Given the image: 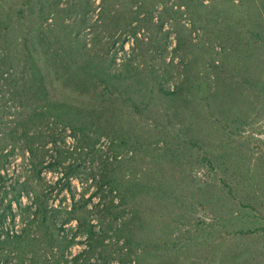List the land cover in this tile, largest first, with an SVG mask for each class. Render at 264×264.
Segmentation results:
<instances>
[{
	"label": "rangeland",
	"instance_id": "obj_1",
	"mask_svg": "<svg viewBox=\"0 0 264 264\" xmlns=\"http://www.w3.org/2000/svg\"><path fill=\"white\" fill-rule=\"evenodd\" d=\"M28 29L32 39L37 38L35 31L51 39L58 35L56 47L71 59L92 57L112 72H142L147 85L137 93V100L149 101L150 112L136 115L117 104L106 115L112 114L118 130H132L137 139L151 141L150 150L157 152L164 144L155 123H165L168 113L173 123L187 126L202 148H211L212 156L225 157L224 164L219 161L211 167L200 161L199 148L185 145L177 171L167 176L181 186L185 215L193 213L185 207L188 200L193 202L194 220L205 227L207 237H199L188 249L182 246L185 239L171 241L177 246L167 257L158 249L162 243L154 242L147 264H264V0H0V47L4 36L11 43H21ZM10 49L16 55L20 50ZM181 79L178 98L150 91L158 85L172 91ZM99 130L82 145L68 130L59 132L56 140L63 163L48 164L51 152L46 153L39 173L31 168L27 154L23 157L16 149L1 159L0 215L18 192L22 206L28 205L33 192H46L48 204L62 210H69L73 196L74 200L83 194L84 199L90 198L95 187L89 177L116 155L104 130ZM4 148L3 154L9 150ZM145 154L135 150V182L145 181ZM71 165L77 167L73 176L67 169ZM153 171L157 176L155 166ZM147 197L143 194L138 199ZM97 201V197L91 199V203ZM11 206L15 223L7 218L2 227L15 232L28 210H18L14 201ZM169 207L178 212L174 205ZM85 217L97 224L95 213ZM70 225L76 221L65 227ZM41 235L39 231L38 240L27 236L13 247L0 245V264H31L39 256L51 255L39 241ZM157 235L155 231L153 237ZM84 239L78 235L69 247L62 245L52 252L71 261L85 248ZM104 245L99 256L97 248L73 264H125L124 237L106 238Z\"/></svg>",
	"mask_w": 264,
	"mask_h": 264
},
{
	"label": "trees",
	"instance_id": "obj_2",
	"mask_svg": "<svg viewBox=\"0 0 264 264\" xmlns=\"http://www.w3.org/2000/svg\"><path fill=\"white\" fill-rule=\"evenodd\" d=\"M6 29L4 27L3 31ZM30 30L25 31L26 37L21 43H11L5 36L2 38L0 142H4V146L0 148V160L13 155L16 149L23 157L27 154L28 163L36 173L40 172L41 165L45 163L46 153L51 152L48 164H62L56 138L59 132L66 130L75 137L74 141L82 145L88 143L91 134L93 136L99 129H103V134L110 147L116 150V155L111 163L106 164L107 160L102 162L96 176L89 177L95 187L90 198L84 199L83 194L74 200L73 196L69 210L49 205L46 192H33L28 198V205L24 206L20 200V192L12 196V200L7 202L6 211L0 215V245L13 247L30 235L38 240L36 237L42 231L39 241L46 245L51 255L39 256L31 264H73L79 259H87L97 248H100L96 252L99 256L101 249L105 247L106 238L122 236L127 249L124 253L127 261L124 263L139 264L141 261V264H147L146 260L152 256L150 249L154 242L162 243L163 247L158 249L167 257L172 247L177 246L176 242L171 241L185 239L182 246L188 249L189 246L196 245L198 239H205V227L194 220L193 202L188 200L185 206L187 209L191 207L193 213L191 210L188 213L190 215H185L182 210L185 201L181 200V186L173 184L167 175L169 171H177L179 164L176 163L187 146L190 149L199 148L202 153L200 161L211 167H215L214 163L219 161L224 164V156H212L211 148H202L201 141L192 135L187 126L181 121L173 123L168 113L165 115V123H155L162 135L160 141L164 144L157 152L150 150L151 141L137 139L132 130H118L112 114L106 115L117 104L136 115L150 112L149 101L137 100V93L142 92L147 85L142 72L129 69L125 73L112 72L92 57H79L81 61H77L75 57L71 59L68 57L70 54H63L64 51L60 53L56 47L59 45L58 35H53L51 39L35 31L37 38L32 39L29 38ZM12 46L20 48L17 55L16 51L10 49ZM67 46L69 45L65 44L63 47ZM182 84L181 79L172 91L159 85L150 88V91L178 98L177 93L181 92ZM261 89L264 91V83ZM174 109L175 113H180L178 108ZM48 144H51V148L46 149ZM6 146L9 150L7 154H3ZM135 150L146 153L142 155L147 159L142 164L146 171L143 172L145 181L135 182ZM117 155H123L124 158L118 159ZM152 166L156 167L157 176H154ZM67 169L72 176L77 171L76 165ZM23 186L25 184L22 188ZM66 187H70L69 182ZM143 194L149 197L144 201L139 200L138 197ZM109 195L110 200L107 199ZM93 197H97L98 201L91 203ZM151 200L155 201L154 206L148 204ZM12 201L17 204L18 210H28L26 219L21 212L22 226L15 232L5 231L2 227L7 218L11 224L15 223L16 213L11 206ZM169 205H178L175 207L178 212L171 210ZM61 212H65L63 218L59 217ZM90 212L96 214L97 226L86 220L85 214ZM119 218L121 221L117 224ZM73 220L76 221L75 226L65 227ZM157 224L162 229H156ZM155 231L158 232L156 238L153 237ZM177 231L180 234H176ZM78 235L85 237V248L71 261L63 260V255L57 257L52 252L62 245L69 247L75 243ZM243 263L244 261L240 264Z\"/></svg>",
	"mask_w": 264,
	"mask_h": 264
}]
</instances>
